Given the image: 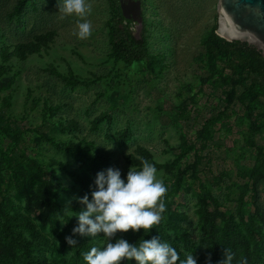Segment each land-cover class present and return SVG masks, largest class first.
Returning a JSON list of instances; mask_svg holds the SVG:
<instances>
[{"label": "rangeland", "instance_id": "374dc122", "mask_svg": "<svg viewBox=\"0 0 264 264\" xmlns=\"http://www.w3.org/2000/svg\"><path fill=\"white\" fill-rule=\"evenodd\" d=\"M17 1L0 0L3 42L7 39L12 44H28L41 35L54 36L48 50L25 60L12 58L3 63L0 59V85L15 77L9 89L0 90V113L27 131L28 152L44 163L56 162L52 169L56 170L57 183L66 189L76 188L58 195L61 204L66 205L76 198L79 176L90 174L96 178L97 173L107 169L98 170L90 165V161L82 162L73 150L67 149L68 145L63 148L42 141L34 149V137L54 136L56 140L67 137L71 140L69 144H74L77 140L72 142V136L76 135L93 142L110 154L112 168L119 169L125 180L131 167L137 169L127 158L136 155L138 147L147 150L157 164H166L174 159V148L180 143L181 135L186 134L188 140H194V131L201 121L199 116L207 118L219 97V92H213L208 86L199 91V79L206 75L199 61L204 54L202 39L216 25L217 0H141L142 25L132 23L131 27L136 38L145 37L150 56L162 60L164 69L156 74L149 72L148 61L126 69L111 59L108 43L110 5L107 0H88L92 10L86 19L92 24V35L86 40L73 35L77 31V17L61 18L58 4L63 0H31L25 4L21 15L11 16ZM61 77H74L79 83L72 86ZM115 90L117 98L112 100ZM6 95L11 97L8 104L3 101ZM45 99L61 105L55 119L63 116L76 121L79 132L68 134L43 123ZM183 101L196 104L190 109L193 121L189 124L175 120L177 106ZM227 116L225 121L229 127L216 125L212 143L201 153L204 160L200 177L217 197L222 207L220 211L229 210L235 214L244 185L236 172L241 166L253 165L249 157L256 155V151L246 144V122L239 126L234 123L230 111ZM254 140L264 144L258 136ZM61 142L68 141L63 139ZM157 172L158 178L165 183V172ZM256 187L253 200H249V194L245 197L250 213H255L257 208L264 210V181ZM196 189L194 186L191 191L181 193L176 202L189 218L187 225L196 242V248L190 254L198 264L197 251L202 249L204 232L197 214ZM63 226L59 219L54 236ZM170 234L174 235V232ZM97 243L99 247L104 245L102 241Z\"/></svg>", "mask_w": 264, "mask_h": 264}, {"label": "trees", "instance_id": "16d2710c", "mask_svg": "<svg viewBox=\"0 0 264 264\" xmlns=\"http://www.w3.org/2000/svg\"><path fill=\"white\" fill-rule=\"evenodd\" d=\"M30 1L18 0L11 16L21 15L25 4ZM107 1L110 5L108 43L111 59L126 69L148 61L151 74L161 73V69H164L162 60L150 56L143 35L135 37L132 21L121 15L119 0ZM215 29L216 25L202 39L204 54L199 61L206 75L199 79V91L208 86L213 92H219V97L216 98V105L210 108L207 118L199 116L201 121L194 131V140H188L186 134L181 135L170 163L157 164L142 147L137 148L136 155L127 158L137 170L142 167L138 157H142L153 163L157 170L165 172L164 184L168 191L164 197L166 211L162 214L163 218L149 232L140 230L133 234L129 230L127 233H117L112 242L125 239L138 246L143 239L158 236L161 242H167L177 250V264H182L186 260V253L190 254L196 248V242L187 225L189 218L176 199L196 186L197 214L204 232L202 249L197 251L198 264H220L225 249L236 254L231 264H241L245 260L247 264H264V210L257 208L255 213H250L248 199L245 200L248 194L249 200H253L257 193L256 184L264 181V144H257L254 140L258 136L264 141V56L246 43L225 41L215 34ZM53 36L45 34L28 44H12L7 39L3 42L5 37L0 30V59L3 63L12 58L25 60L30 55L48 50ZM62 79L72 86L79 83L74 77ZM14 81V76L7 79L5 85H0V90L9 89ZM10 98V95H6L3 101L8 104ZM116 98L115 90L112 100ZM195 106L191 101L187 104L181 102L174 119L189 124L192 120L190 109ZM60 108L61 105L45 99L42 122L60 132H79L80 126L76 121L63 116L55 119ZM228 111L234 115V123L241 126L246 122V144L256 151V155L249 157L253 160L251 167L241 166L237 169L236 174L244 185L235 214L229 210L220 211L222 207L217 197L205 179L200 177L204 160L201 153L212 143L216 125L229 127L225 121ZM26 133L13 119L0 113V264H86L84 254L94 246L99 247L97 241L103 244L108 242L102 233L95 238L72 233L73 228L78 226V215L74 213L86 210L78 201L85 195L91 201V193L96 190L95 177L90 174L79 176L76 179V198L66 205L61 204L57 200L58 195L62 191H75L76 188L66 189L56 182V170L52 169L55 161L44 163L27 151L29 145L25 141ZM57 139L54 136L45 139L34 137L33 148L39 147L42 141L63 148L68 145L67 149L73 150V154L78 155L82 162L90 161L93 168H112L110 154L97 148L93 142H87L82 137L79 139L76 135L72 136V142L77 140L74 144H69L71 140L67 137ZM63 139L68 142H61ZM191 157L193 159L188 162ZM59 219L64 226L54 236ZM170 232H174V235ZM66 237L76 240L75 247L66 243ZM209 256L210 261L207 259ZM122 264L136 262L125 261Z\"/></svg>", "mask_w": 264, "mask_h": 264}, {"label": "clouds", "instance_id": "9594fccd", "mask_svg": "<svg viewBox=\"0 0 264 264\" xmlns=\"http://www.w3.org/2000/svg\"><path fill=\"white\" fill-rule=\"evenodd\" d=\"M92 6L88 0H63L58 4L61 18L77 17V31L73 33L79 40H86L92 35V24L86 19ZM142 167H131L126 180L121 178L119 169L108 168L99 172L95 178L96 190L79 199L86 210L77 216L78 226L72 230L73 235L97 237L103 234L106 241L102 247H92L84 254L86 264H122L135 261L136 264H177L179 253L159 237L142 240L139 245L130 244L125 239H113L117 233L133 234L143 230L149 232L162 220L166 211L164 197L168 191L162 179L158 178L155 165L147 159L138 157ZM66 243L75 247L76 240L65 238ZM234 253L224 250V259L220 264H231ZM210 261V256L207 258ZM182 264H196L192 253H186ZM241 264H247L246 260Z\"/></svg>", "mask_w": 264, "mask_h": 264}, {"label": "water", "instance_id": "95a60500", "mask_svg": "<svg viewBox=\"0 0 264 264\" xmlns=\"http://www.w3.org/2000/svg\"><path fill=\"white\" fill-rule=\"evenodd\" d=\"M141 0H119L121 15L142 25ZM215 34L255 47L264 56V0H217Z\"/></svg>", "mask_w": 264, "mask_h": 264}, {"label": "flooded vegetation", "instance_id": "af4514ba", "mask_svg": "<svg viewBox=\"0 0 264 264\" xmlns=\"http://www.w3.org/2000/svg\"><path fill=\"white\" fill-rule=\"evenodd\" d=\"M141 14H142V6H141ZM131 21V20H130ZM132 23H134L133 21H132Z\"/></svg>", "mask_w": 264, "mask_h": 264}]
</instances>
